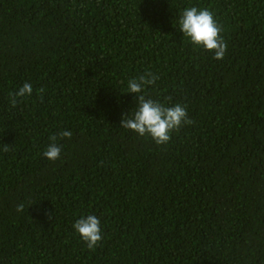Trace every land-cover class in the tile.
Masks as SVG:
<instances>
[{"label": "trees", "instance_id": "1", "mask_svg": "<svg viewBox=\"0 0 264 264\" xmlns=\"http://www.w3.org/2000/svg\"><path fill=\"white\" fill-rule=\"evenodd\" d=\"M189 7L223 60L180 32ZM145 72L193 121L166 145L120 127ZM0 264H264V0H0Z\"/></svg>", "mask_w": 264, "mask_h": 264}, {"label": "clouds", "instance_id": "2", "mask_svg": "<svg viewBox=\"0 0 264 264\" xmlns=\"http://www.w3.org/2000/svg\"><path fill=\"white\" fill-rule=\"evenodd\" d=\"M179 30L193 48H203L213 53V59L223 60L227 43L221 37L222 28L208 9L199 10L196 7L185 8L180 14ZM158 76L145 72L136 78L130 79L127 84V93L135 94L136 108L131 115L122 117L120 127L134 132L138 137L150 138L157 146L166 145L173 132H178L182 126L191 125L193 121L187 116V108L180 104L171 107L159 100L146 98V87L153 85ZM43 89L40 92L43 93ZM33 92L32 85L25 83L12 96L11 105L15 107L18 102ZM19 98V99H18ZM170 100V98H166ZM70 131H61L49 137V144L43 151V156L49 161L59 159L62 145L60 140L70 139ZM4 151H8L5 147ZM24 210V204L16 207L17 212ZM75 234L85 243L88 250H95L102 240L100 220L95 215L81 217L73 224Z\"/></svg>", "mask_w": 264, "mask_h": 264}]
</instances>
